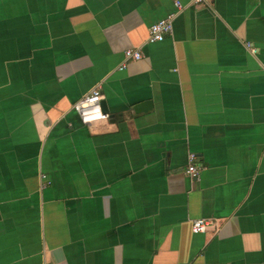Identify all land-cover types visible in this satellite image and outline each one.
Returning <instances> with one entry per match:
<instances>
[{
  "label": "crops",
  "instance_id": "1",
  "mask_svg": "<svg viewBox=\"0 0 264 264\" xmlns=\"http://www.w3.org/2000/svg\"><path fill=\"white\" fill-rule=\"evenodd\" d=\"M178 1L0 0V264H264V0Z\"/></svg>",
  "mask_w": 264,
  "mask_h": 264
},
{
  "label": "built area",
  "instance_id": "2",
  "mask_svg": "<svg viewBox=\"0 0 264 264\" xmlns=\"http://www.w3.org/2000/svg\"><path fill=\"white\" fill-rule=\"evenodd\" d=\"M192 3L209 4V0H191ZM175 10L168 13L163 18L151 23L147 27L145 43H151L163 40L171 32L172 19L175 13L182 8V4L178 0H173ZM246 47L251 53H254L255 48L246 43ZM122 62L117 66L118 70H123L129 61L138 60L142 57V53L138 47L127 48L122 51ZM102 93L99 84H95L91 89L80 96L72 105L71 109L77 114L81 124L86 125L97 120H105L108 114L101 109L100 101ZM202 165L195 163V155L192 152L187 154V163L184 169L185 174L190 178H196ZM217 222L212 217L194 218L190 221V230L192 233H202L207 230L216 229ZM43 264H48L44 262Z\"/></svg>",
  "mask_w": 264,
  "mask_h": 264
},
{
  "label": "water",
  "instance_id": "3",
  "mask_svg": "<svg viewBox=\"0 0 264 264\" xmlns=\"http://www.w3.org/2000/svg\"><path fill=\"white\" fill-rule=\"evenodd\" d=\"M100 105H101V109L102 111L107 113V109L104 103V100L100 101ZM147 108V106L145 107V104H137L136 106L133 107V110L136 111H140V110H145Z\"/></svg>",
  "mask_w": 264,
  "mask_h": 264
}]
</instances>
